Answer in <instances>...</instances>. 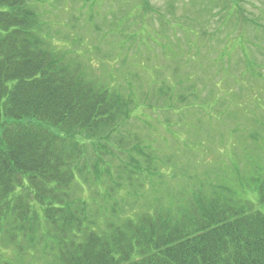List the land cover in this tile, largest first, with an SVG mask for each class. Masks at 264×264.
Segmentation results:
<instances>
[{"label":"trees","instance_id":"16d2710c","mask_svg":"<svg viewBox=\"0 0 264 264\" xmlns=\"http://www.w3.org/2000/svg\"><path fill=\"white\" fill-rule=\"evenodd\" d=\"M37 7L0 0V264H264V162L246 184L218 174L124 208L163 176L157 153L126 146L133 99L54 50Z\"/></svg>","mask_w":264,"mask_h":264},{"label":"rangeland","instance_id":"374dc122","mask_svg":"<svg viewBox=\"0 0 264 264\" xmlns=\"http://www.w3.org/2000/svg\"><path fill=\"white\" fill-rule=\"evenodd\" d=\"M38 6L53 49L85 67L89 80L135 103L126 146L155 150L151 165L163 176L152 175L139 197L131 190L137 200H126L130 213L152 207L157 196L168 202L190 193L198 181L218 184V174L236 182L240 174L244 184L258 176L264 0H38ZM164 89L172 100L162 98ZM74 195L94 198L85 186Z\"/></svg>","mask_w":264,"mask_h":264}]
</instances>
